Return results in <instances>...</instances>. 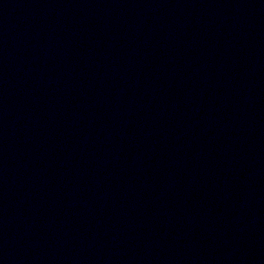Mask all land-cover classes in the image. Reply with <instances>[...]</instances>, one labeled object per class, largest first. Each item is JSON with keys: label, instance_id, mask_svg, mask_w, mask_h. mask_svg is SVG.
I'll return each mask as SVG.
<instances>
[{"label": "water", "instance_id": "1", "mask_svg": "<svg viewBox=\"0 0 264 264\" xmlns=\"http://www.w3.org/2000/svg\"><path fill=\"white\" fill-rule=\"evenodd\" d=\"M0 264H264V0H0Z\"/></svg>", "mask_w": 264, "mask_h": 264}]
</instances>
